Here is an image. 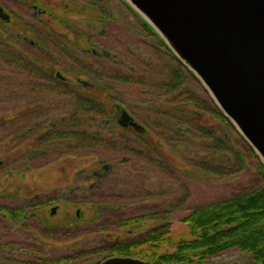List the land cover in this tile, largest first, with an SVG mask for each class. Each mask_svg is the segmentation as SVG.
Instances as JSON below:
<instances>
[{"label":"rangeland","instance_id":"1","mask_svg":"<svg viewBox=\"0 0 264 264\" xmlns=\"http://www.w3.org/2000/svg\"><path fill=\"white\" fill-rule=\"evenodd\" d=\"M103 1L104 4L111 8L110 11L112 10L111 12L115 14V18L102 20L107 21L103 27L105 29L104 37L102 39L99 37L93 39V41H101L103 46L112 54L111 58L99 57L101 60L98 67L106 68L105 71H107L109 69L116 70L118 66L124 68L130 64L141 72H146L139 73L137 76L138 80L144 77L142 82H146V85H138L134 82H120L116 84V90L112 91V94L117 99L122 97L126 100L124 104H116L117 107H125L126 110L134 115L136 120L149 127L150 132H152L150 134L147 132L145 138L152 140L153 143L155 142L156 145L154 147H156V150L162 155L164 154L166 158L161 159L158 153L156 155L154 152L153 157H157L159 162L154 164L138 158L139 161L135 159L129 161L131 160V158L127 159V157H131L128 156L129 154L105 151L106 153L103 154H106V156H104L111 164L114 163L109 174L111 176L104 178L100 186H95L90 190L89 185L93 180H84V176L77 175V172L83 169L85 170V175H90L95 168L91 164L93 162L97 163L99 157H87L81 153L78 155L75 148H70L68 152L56 155L58 154V149L66 147L70 141L59 142L58 144L47 141L42 144L37 139L39 136L37 131L30 134L31 138L26 132V124L30 121L33 123L35 121H43L46 117L56 113L60 114L59 117L69 116L73 109L69 101L76 94L69 93L68 89L63 93L60 87H57L56 90L48 91L44 86L48 83L47 81H34V79L39 80L38 77H31L28 72L19 71L13 66L9 67L0 62V117L2 115L5 118H12L11 120H6L5 126H0V128H3L0 129V161L3 163L0 166V206L11 208L27 205L35 206V204H47L49 200L59 199L56 203L49 202L48 205H43L42 209L40 208L43 211L40 212L36 219H41V226H38V221L35 219V223L29 222V224L26 223L25 227L20 225L18 228L17 226H12L9 220L7 221L0 216V243H8V241L13 243L14 252L18 256L21 255L24 259L28 257L30 252L35 258L52 259L67 253H73L75 249H89L98 243V237H105L107 233L94 232L90 234L87 229L81 235L58 238L55 234L47 235V233H51L52 229L47 230L46 233L43 229L51 228L54 225L61 226L65 221L66 223L68 221L72 222L78 211H80L81 219H84L83 223L86 224L93 221V217L97 215H95L92 205H89L90 202L88 201L92 200H101L100 204L98 203V210L101 209L102 216L114 214L115 212H112V208H118L116 211L119 213L126 212V215L131 214L136 209H140L139 206H142V204L137 205V194L143 195V198L147 197L152 205H159L164 210L172 209L170 212L173 216L171 217L172 228L170 234L175 241L181 238L190 239L188 225L182 221L190 208L229 198L232 194L238 192L241 187L250 186L252 180L258 178L255 162L251 163L248 167L249 169L242 171L241 174L219 178L214 174L207 173L205 170L193 167L192 161L201 160L199 159L200 157L191 156L194 158L193 160L189 154L185 157L172 154L169 145L162 138V134L158 136V130L152 127L151 124L153 119L156 122L159 121L160 116L155 117V112L150 111L146 107V100L151 99L150 93L153 90L148 85L162 79V74L169 70L170 61L166 55L160 54L159 41L156 38L148 37L141 23L137 21V17L134 16L127 4L123 3L122 0ZM0 4L7 8L8 13L14 19L9 24L2 22L0 19V34H2L0 40L9 42V45L15 46L20 51L24 49L25 52H28L30 50L28 54L35 53L43 56L38 51L34 52L29 49L25 46L26 44L22 38L18 39L11 32L14 29L23 32L24 29L20 28V24L25 25L24 27L32 25L40 27L41 23H39V20L41 18L47 20L50 18L49 14L34 18L33 13L35 10L24 6L21 1L0 0ZM37 4L49 8L50 11L52 8L54 14L66 19L68 21L66 23L73 25L81 33L89 32L91 28L93 31L98 30V27H91L90 23H95V21L101 19H90L92 16L86 15V0H37ZM93 15L99 16L95 9ZM141 18L138 17L140 20ZM52 23L59 33L67 34L70 32L66 27H57V24L60 23L58 20ZM69 37L73 36L69 35ZM85 37L86 34L82 36V39ZM99 51L103 52L100 47ZM140 51L142 55H139L141 54ZM64 55L62 52H57L56 56L64 57ZM142 61L148 64L149 68L142 66ZM58 65H63L66 69L62 70ZM58 65H55L54 68L68 78L66 71L72 68L70 61H65L63 64L58 63ZM78 65L80 68L82 67L76 62L75 71L79 69ZM125 72L129 73L132 71L125 70ZM81 79L86 80L87 78L83 77ZM187 83L188 94L184 95V97L193 95L198 99L205 98L195 83ZM27 84H29V87ZM187 86L184 85L183 88H187ZM200 86L202 88L203 85ZM185 100L188 103L190 99ZM175 101L178 102L177 99ZM194 103L191 102L193 105ZM191 104L185 105V107H190V109L197 108L191 106ZM117 107L114 105L113 108H110L114 113V117L119 116L121 113V110H118ZM30 111L33 117L29 116L28 118L27 114ZM198 112L201 111L198 110ZM205 117L208 119L209 124L217 125L219 123V119H215L210 114H206ZM108 119L107 117L105 120L110 121ZM2 121L3 119L0 118L1 123ZM205 124L206 122L203 119L202 125ZM91 128L97 131L103 130L105 135L109 134L108 130L110 128H113L120 136L124 134L120 126H113L111 123L107 125V128L101 127L99 123L98 125L93 123ZM38 130H41V128H38ZM187 135L188 133L184 137L186 138ZM183 146L186 148L188 144ZM30 149H32V153ZM43 150L46 151L42 153L41 151ZM145 151L148 152L150 149L146 147ZM165 165L169 169L175 166L177 169L176 174L174 171L173 175L170 174L168 172L169 169L166 171L162 170L161 166ZM80 182L89 189L85 200H83L85 194L77 187ZM98 197L102 199H95ZM183 198H186L184 203L182 202L183 205H179L178 201ZM105 201L109 207L102 204ZM124 204L127 205L125 206ZM103 206L107 207L105 208L106 210L103 209ZM52 208L58 209L55 215L52 214ZM153 225V221H147L139 224L138 227L125 226L121 231L112 232V239L118 237L126 241V239H131L139 233L145 232ZM83 228L85 229V227ZM104 260L97 264H101ZM249 261L250 255L245 252L241 253L238 250L224 252L212 260L216 264H248Z\"/></svg>","mask_w":264,"mask_h":264},{"label":"trees","instance_id":"2","mask_svg":"<svg viewBox=\"0 0 264 264\" xmlns=\"http://www.w3.org/2000/svg\"><path fill=\"white\" fill-rule=\"evenodd\" d=\"M122 2L125 3L123 0ZM86 3L85 13L92 16L90 19L109 20L115 18V14L111 12L112 10L110 11L111 8L104 4L103 0H86ZM125 4L137 17V21L141 24L145 23L146 28L144 31L148 37L156 38L159 41L160 54L166 55L170 61L169 70L162 74V79L148 85L153 90L150 93L151 99L146 100V107L155 112V117L160 116L159 121L153 120L151 122L152 127L158 130V136L162 134V138L169 145L173 155L185 157L189 154L190 157H200L201 160L192 161L191 164L194 168L205 170L207 173L214 174L219 178H227L241 174L242 171L249 169L251 163L255 162L258 178L252 180L250 186L241 187L238 192H235L229 198L190 208L187 215L182 219L188 225L190 239L181 238L175 241L170 234L172 228L171 217H173L170 212L172 209L164 210L159 205H152L147 197L143 198V195L137 194V205L142 204V206H139L140 209H136L131 214L119 213L116 211L118 208H112L114 214L102 216L101 209L98 210L101 200H92L88 202H90L89 205H92V209L97 215L93 217V221L86 224L83 221L72 223V227H66L65 229L58 225L51 228L43 227L45 233L47 230L52 229L51 233H47V235L55 234L58 238H65L67 234L72 235V233L74 236L81 235L87 229L90 234L94 232L107 233L105 237H98V243L89 249H75L73 253H67L52 259L35 258L30 252L28 257L24 259L11 256L8 241V243H0V257H2L0 264H97L105 258L116 255L139 258L153 264H216L212 262L214 258L224 252L234 250L249 254L250 261L248 264H264V163L261 162L253 147L249 146L245 138L238 133L231 120L224 116L220 108L215 105L206 88L203 86L201 88L198 78L180 62L152 26L146 23L128 3ZM94 9L99 16L93 15ZM56 20L60 23L68 22L60 17H57ZM9 44L7 41L0 40V62L4 65L13 66L19 71L28 72L31 77L37 76L40 79H44V75L48 71L50 72L46 69L50 68L49 60H47L48 55L28 54V52L20 51ZM63 54L66 55L65 52ZM139 55H142V52ZM142 63V66L149 68L148 64L143 61ZM131 66L129 64L124 68H132ZM134 68L135 72L130 70L132 72L129 73L120 72L119 67L116 70H107L106 74L99 73L96 75L93 73L91 79H93L95 86L90 88V91L78 92L69 101L73 107L72 113L67 117L66 115L61 117L64 120L61 121L62 123H58L60 126L56 131L57 135L49 133L46 141L55 142L57 139L70 141L66 147L57 152H68L70 148L80 149L82 155L99 157L100 162L103 161L108 164L111 163L105 157L106 154H103L106 153L105 151L129 154L128 156H131L127 157V159L131 158L129 161L139 159L149 163H159L158 158L153 157L154 152L156 155L158 153L161 159H165L166 156L154 147L156 143L145 138L147 132L142 133L139 130H134L133 134L132 130V134L123 132V135L116 136L111 140L104 134L103 130L96 132L91 128L93 123H97V125L99 123L104 128V120L107 117H114V113L110 108H113L114 105L117 107L116 104L120 105L119 98L117 99L112 94V91L116 89L106 88L111 81L115 83L116 81L134 82L138 85L147 84L142 82L144 77L138 80V77L134 76L135 73L142 74L146 72ZM187 82L195 83L205 98L198 99L193 95L184 97L188 94V90L183 88L184 85H188ZM51 83L53 85L49 87L46 84L44 85L46 89L50 88L49 91L60 87L63 93L66 92L63 81L54 80ZM176 99L178 102L175 101ZM185 99L190 100L186 103ZM191 102H195L194 105ZM188 104L197 108L185 107ZM120 107H117V109L119 110ZM198 110L201 112H198ZM206 114H210L215 119L218 118L219 123L217 125L209 124L208 119L205 117ZM0 118L3 119L2 123L0 122L2 127L5 126L6 120L12 119L5 118L2 115ZM203 119L206 122L205 125H202ZM187 133L188 135L185 138L184 136ZM186 144L188 146L185 148L183 145ZM145 146L150 151H145ZM179 152H183L181 153L183 155ZM192 159L194 160V158ZM161 169L166 171L169 167L165 165L161 166ZM173 171L176 174L177 169L175 166L168 170L172 175ZM103 180L104 178L100 179L101 183ZM100 184L97 186H100ZM185 199H180L178 204L183 205L182 202L184 203ZM102 204L109 207L106 201ZM39 205L42 209L44 204L39 203ZM33 207L30 205L28 207L19 206L18 208L0 206V216L7 221L9 220L12 226L19 228L21 225L25 227L26 225H23L21 221L28 222L29 219H35L37 217L34 214H40L43 211L40 208L36 211L32 209ZM103 207L105 209V206ZM147 221H153L154 225L145 232L139 233L136 237L126 239V241L118 237L112 239V234L115 231H121L125 226L138 227L139 224ZM46 223L48 222L46 221ZM92 239L94 238L92 237Z\"/></svg>","mask_w":264,"mask_h":264},{"label":"water","instance_id":"3","mask_svg":"<svg viewBox=\"0 0 264 264\" xmlns=\"http://www.w3.org/2000/svg\"><path fill=\"white\" fill-rule=\"evenodd\" d=\"M123 1L198 78L264 163V0ZM0 17L9 20L1 7ZM119 121L142 129L126 109ZM101 264L153 263L116 255Z\"/></svg>","mask_w":264,"mask_h":264},{"label":"flooded vegetation","instance_id":"4","mask_svg":"<svg viewBox=\"0 0 264 264\" xmlns=\"http://www.w3.org/2000/svg\"><path fill=\"white\" fill-rule=\"evenodd\" d=\"M23 2L24 6L27 7H31L33 8L35 11L33 13V17L34 18H39L41 15H44L47 13L49 14V17L47 20H44L43 18H41L39 20V23H41V26L39 27L38 25H32V26H26L24 27L23 24H20V28L24 29L23 32H21L20 30H13V32H11L13 35H15L18 39L22 38L23 42L26 44L25 46H27L29 49L33 50L34 52L38 51L39 53H41L42 55H48V59L50 64V68H46L47 70H50V72L48 71L45 75H44V79H40L38 77L39 80L34 79V81H39V82H44L47 81L48 83H46V85H48V87L50 85H53V83H51L54 80H59V81H63L64 83V88L69 92V93H74L77 94L78 92H85V91H90V88H93L95 86V84L93 83V79H91V77L93 76L92 74H106L107 71H105V69H103L102 67H98V65L100 64V58L101 56H103L104 58H111L112 54L110 53L109 50L106 49V47L103 46L101 41H93V39H95L96 37L99 38H103V34L105 32L104 24H106L107 21H102V20H97L95 21V23H90V25H92L91 27L97 28L98 30L93 31V29L91 28L89 32H85V33H81L76 27H73V25L63 22V23H58L57 27H66L68 30H70V32L66 33H59L57 31V29L54 27V24L51 22H55L56 18L58 17L57 14H54V11L52 12V8L51 11L49 8L43 7V6H39L37 4V0H15V2ZM67 6V5H66ZM0 7L4 10V12H6L9 16V20H5V19H1L2 22L9 24L11 22L14 21L13 17H11V14L8 13L7 8H5L4 6H2L0 4ZM63 19V18H62ZM21 21V20H20ZM22 22V21H21ZM20 22V23H21ZM143 23V22H142ZM145 23L141 24V26L144 27V29L146 28V25H144ZM79 25V24H78ZM74 29H73V28ZM86 34V37L82 39V36ZM69 35H72L73 37H69ZM69 37V38H68ZM85 40V41H84ZM93 45H92V44ZM101 44V45H100ZM98 48H97V47ZM99 47L103 50V52L99 51ZM24 50V49H23ZM30 50H28L29 52ZM109 51V52H108ZM57 52H62V53H66V55H64V57H59L56 56ZM35 54V53H34ZM47 58V57H46ZM109 60V59H108ZM69 62L71 63V67L70 70H67L66 72L68 73V78H66L59 70L55 69L54 66L58 65V63L63 64L64 62ZM78 62L82 67L80 68V66L78 65L79 69L75 71V63ZM122 62V61H121ZM123 64V63H122ZM60 67V69L65 70L66 67L64 68L63 65H58ZM119 67V66H118ZM132 68L129 69H125L122 67H119L120 72H124L125 70H132L134 71V67L131 66ZM54 68V69H53ZM85 69V70H84ZM134 76H138V74H134ZM37 77V76H36ZM83 77H86L87 79H81ZM32 79V80H33ZM51 81V82H50ZM121 81H116L115 82H110V84H108V86L106 87L107 89H116V84L120 83ZM124 83V82H123ZM115 85V86H114ZM27 86L29 87V84H27ZM187 86V85H186ZM43 87V86H42ZM188 90V86L186 88ZM47 90L49 91L50 88H47ZM124 101H126L125 99H119L120 104H124ZM122 113V109H126L125 107H121L119 108ZM121 113L119 116L116 117H110L107 120H104L105 125L104 127L107 128V125H109L110 123L114 126H120L124 132H128L132 134V130H133V134H134V130H137L133 125L131 126H127L124 127L122 125H120V118H121ZM131 113V112H130ZM131 115L133 116V120L142 127V129H139V131L143 132H148L149 134L152 132H150L149 127H147L146 124H141L138 120H136V118L134 117V115L131 113ZM33 117L32 112L30 111L29 114H27V117L29 118ZM157 117V116H156ZM59 114H54L52 116H48L46 117L43 121H35L33 122H28L27 125V134L28 136L31 138L30 134L35 133L36 131L39 133L38 135V141L41 142L42 144L46 141V138L49 136V133H53V135H57V129H59V124L58 123H62L61 121H63V118H59ZM57 119V120H56ZM154 120V119H153ZM155 121V120H154ZM62 126V125H61ZM38 128H41V130H38ZM93 130V129H92ZM96 132H100L97 130H93ZM109 132V138L112 140V138H116V136H119V133H116L115 130L113 128H110V130H108ZM107 135V136H108ZM65 140H60L57 139V141L53 142L54 144H58L59 142L62 143ZM32 149H30L31 151ZM61 150V149H58ZM34 151V150H33ZM46 151V150H45ZM44 150L41 151L42 153L45 152ZM76 154L79 155V153L82 154V151L79 149H75ZM32 153V151H31ZM60 153L56 154L59 155ZM62 154V153H61ZM99 161V160H98ZM2 161H0V166L2 165ZM91 165H93L95 168L92 171V173L90 175H85L84 172L85 170H80L77 172V175H83L84 176V180H93V182H91L90 186V190H92V188H94L95 186H97L98 184L101 183L100 179L102 178H106L109 176L108 173H110L111 169L113 168V165L108 164V163H104L103 161H99L97 163L93 162ZM99 178V179H98ZM77 187L79 188V190H81L85 195L83 196V200H85L87 198V194L89 192V189L87 187H85V184L83 183H79L77 184ZM51 199H55V198H51ZM57 201H59V199L53 200L49 202L52 203H56ZM48 202V203H49ZM44 204V205H48ZM43 204V203H42ZM39 204H35V208L33 207L32 209L34 210H38L40 208V205L37 206ZM24 206V207H28ZM31 206V205H30ZM106 208V207H105ZM58 210V209H57ZM56 214V213H55ZM53 214V215H55ZM36 217L39 216V213L34 214ZM81 215H80V211L77 212L76 216L73 218V221L70 222L68 221L66 223V221L64 222V224H61L62 229L70 228L72 227V223H77V222H82L84 221V219H81ZM36 219V218H35ZM34 218L29 219V221H21L23 223V225H27L26 223L29 224V222L31 223H35ZM33 221V222H32ZM38 221V226H41V219L37 220ZM46 222V221H44ZM64 233V232H63ZM73 235V233H72ZM72 235L67 234V237H72ZM10 243V247H9V253L11 254L12 257L16 258H22V256H18L14 251L13 248V243Z\"/></svg>","mask_w":264,"mask_h":264}]
</instances>
